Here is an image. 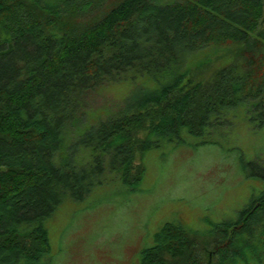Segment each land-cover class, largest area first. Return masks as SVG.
I'll list each match as a JSON object with an SVG mask.
<instances>
[{"label":"trees","instance_id":"1","mask_svg":"<svg viewBox=\"0 0 264 264\" xmlns=\"http://www.w3.org/2000/svg\"><path fill=\"white\" fill-rule=\"evenodd\" d=\"M263 6L264 0H0V264H53L45 221L96 185L119 180L138 189L144 168L133 165L137 151L181 140L182 132L197 139L194 146L216 144L212 135L233 125L241 107L254 125H264V65L256 78L234 67L205 83L186 82L222 43L248 40ZM122 81L136 84L132 93L90 124L94 94ZM142 129L149 133L139 138ZM247 167L264 181V164ZM214 229L212 248H200L198 232L166 223L141 264L264 263V189L237 219Z\"/></svg>","mask_w":264,"mask_h":264},{"label":"rangeland","instance_id":"2","mask_svg":"<svg viewBox=\"0 0 264 264\" xmlns=\"http://www.w3.org/2000/svg\"><path fill=\"white\" fill-rule=\"evenodd\" d=\"M58 29L59 25L52 30ZM4 32L0 23V38ZM218 47L207 63L191 69L186 82L205 83L234 67L255 73L256 78L264 65V6L248 40ZM202 58L200 54L197 61ZM135 85L122 81L98 89L90 104L89 123L116 112ZM243 109L232 117L233 125L212 135L216 144L194 146L197 139L182 132L181 140L164 141L145 153L137 151L133 165L144 168L138 189L129 190L112 180L94 186L83 200L60 204L45 221L53 264H141L142 251L154 245V234L166 223L198 232L200 248H212L214 224L237 219L248 200L264 189V181L250 175L247 167L250 162L264 164V125H254ZM148 133L142 129L138 137ZM72 139L70 132L63 154ZM78 155L82 160L84 154Z\"/></svg>","mask_w":264,"mask_h":264}]
</instances>
